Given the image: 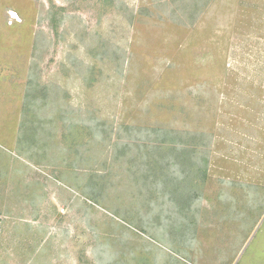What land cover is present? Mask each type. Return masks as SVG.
I'll list each match as a JSON object with an SVG mask.
<instances>
[{
	"label": "rangeland",
	"instance_id": "1",
	"mask_svg": "<svg viewBox=\"0 0 264 264\" xmlns=\"http://www.w3.org/2000/svg\"><path fill=\"white\" fill-rule=\"evenodd\" d=\"M0 264H264V0H0Z\"/></svg>",
	"mask_w": 264,
	"mask_h": 264
}]
</instances>
